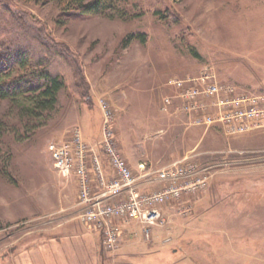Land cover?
Wrapping results in <instances>:
<instances>
[{"label":"rangeland","instance_id":"374dc122","mask_svg":"<svg viewBox=\"0 0 264 264\" xmlns=\"http://www.w3.org/2000/svg\"><path fill=\"white\" fill-rule=\"evenodd\" d=\"M61 1L0 0L10 20L25 16L70 51L88 84L78 86L64 55L48 60L34 46L65 81L56 109L34 118L0 100V260L32 239L88 230L77 218L78 180L76 190L48 147L75 128L95 144L108 118L141 191L168 184L146 188L139 163L155 172L190 165L196 174L161 205L165 222L149 237L142 225L114 219L128 234L119 253L123 235L111 250L100 243L101 264H264V0H103L97 15L73 14ZM9 18L0 15L2 27ZM206 85L220 89V106L217 95L182 97ZM251 109L261 114L242 121L237 112Z\"/></svg>","mask_w":264,"mask_h":264},{"label":"built area","instance_id":"2783aa9c","mask_svg":"<svg viewBox=\"0 0 264 264\" xmlns=\"http://www.w3.org/2000/svg\"><path fill=\"white\" fill-rule=\"evenodd\" d=\"M173 84L181 89L184 88L183 82ZM210 95H217L218 106H220L222 103L220 102V89L214 85L188 90L182 97L197 99ZM165 101L168 105L171 104L170 98ZM101 105L105 111L106 105L103 101ZM237 114L243 121L245 117H255L261 113L256 109H251L250 111H238ZM108 123L107 118L102 138L95 144H88L81 129L75 128L69 141L51 143L48 150L61 176L67 178L75 174L77 177L80 189L78 203L80 211L77 218L92 232L101 233L105 248L111 250L117 247L122 237V228L113 223L114 219L142 225L145 236L149 237L150 229L161 226L165 222L161 205L171 199L179 198L188 179L196 172L193 166L185 167L176 164L153 174L144 173L140 178L146 179L144 181L146 188L160 181L168 185L160 192L141 191L142 185L138 183L128 161L118 151L114 134L107 125ZM104 161L113 172L109 181H106ZM153 175L154 177H151ZM98 183L103 185V190L96 193L94 187Z\"/></svg>","mask_w":264,"mask_h":264},{"label":"trees","instance_id":"16d2710c","mask_svg":"<svg viewBox=\"0 0 264 264\" xmlns=\"http://www.w3.org/2000/svg\"><path fill=\"white\" fill-rule=\"evenodd\" d=\"M61 4L64 10L78 15H97L105 9L103 0H62ZM0 15L9 18L11 11L0 9ZM13 20L9 18L11 28L6 25L2 27L4 20L0 21V100L21 104L26 116L44 118L56 109L59 94L66 85L61 75L48 71L49 63L45 58L36 59L34 46L40 49L38 51L43 56L50 57L48 60L51 56L60 58L64 55L75 72L78 86L87 91L88 84L78 59L70 51L50 44L41 31L28 24L25 16ZM17 32L27 38L30 45L16 40L17 37L10 39Z\"/></svg>","mask_w":264,"mask_h":264},{"label":"crops","instance_id":"0c3cea01","mask_svg":"<svg viewBox=\"0 0 264 264\" xmlns=\"http://www.w3.org/2000/svg\"><path fill=\"white\" fill-rule=\"evenodd\" d=\"M104 164L106 168L108 165L105 161ZM146 166V163H139V170H142L141 172L144 170L142 174L155 172ZM108 168L105 169V176L110 180L113 172L109 166ZM70 177L75 180V188L78 190L76 175L72 174ZM76 198L78 201V192ZM126 226L127 223L121 225L123 239L117 250L118 253L128 234ZM67 231L70 233L55 234L49 237L44 235L32 239L22 250L10 253L5 259H1L0 264H101L106 262H104L101 253L102 245L100 243L103 241L101 233L92 232L89 228L77 231L74 228H69ZM143 235L145 234L143 233Z\"/></svg>","mask_w":264,"mask_h":264}]
</instances>
